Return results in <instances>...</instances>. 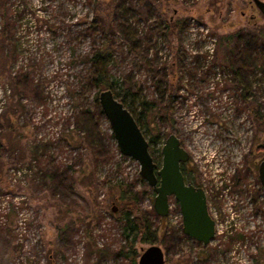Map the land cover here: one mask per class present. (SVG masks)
<instances>
[{
  "label": "rangeland",
  "instance_id": "rangeland-1",
  "mask_svg": "<svg viewBox=\"0 0 264 264\" xmlns=\"http://www.w3.org/2000/svg\"><path fill=\"white\" fill-rule=\"evenodd\" d=\"M170 20L183 29L167 37L162 24ZM260 27L264 14L253 0H0V34L8 32V40L0 36V264H138L151 244L138 237L136 263L119 255L129 249L124 222L113 211L120 183L134 186L166 264H264V193L255 166L264 155L257 154L264 120L252 114L257 108L264 114V79L248 77L247 107L225 65L235 43L222 38ZM109 40L110 79L157 106L143 121L146 135L161 137L156 162L175 133L215 190L231 188L218 190L213 202L218 231L227 234L221 242L184 239L178 207L169 223L156 214V193L139 162L121 154L107 117L98 113L88 55ZM19 74L29 76L36 92L14 94ZM83 109L94 114L96 152L77 118ZM50 165L65 173L63 185L45 180L40 168ZM221 176L228 184L221 186ZM169 229L181 239L164 241Z\"/></svg>",
  "mask_w": 264,
  "mask_h": 264
},
{
  "label": "trees",
  "instance_id": "trees-1",
  "mask_svg": "<svg viewBox=\"0 0 264 264\" xmlns=\"http://www.w3.org/2000/svg\"><path fill=\"white\" fill-rule=\"evenodd\" d=\"M141 14H143L140 9L138 10ZM143 19L147 18V15H142ZM95 28V24H93L91 28ZM183 29V24L180 21H166V23L162 24V35L165 36H173L176 30ZM2 40L5 41L7 39L5 33L1 35ZM227 46H231V43L234 42L235 49L232 50V53L226 56V67H228L229 75L233 74L235 77L234 86L237 88H242L241 101L246 104L247 107H251V96L250 88L245 86V82L249 79V76H257L260 75V79L263 76L264 79V28H256L254 30L245 31L243 29L238 30L235 33L228 34L222 37ZM218 50V48L214 49ZM114 52V48L112 47L111 40L104 42L102 46H94L92 51L88 55V61L92 65V74L89 76V81L92 87L98 89V95L101 90L110 88L113 90L115 96L119 98L125 106L131 111V113L136 118L138 124L141 129L145 133V127H149L144 124V119L149 117V114L157 109L155 103L148 99L139 100V94L134 93L132 91H123L122 87L118 86L117 81L111 80L109 76L111 58ZM206 57H212L210 54H206ZM159 60V58L157 57ZM224 65V64H223ZM225 65L223 66L225 69ZM230 69V70H229ZM22 74H19L16 77V81L13 82L14 85V94H26V92L34 91L35 88L31 81H29V76H25L23 79ZM25 80V82H24ZM252 81V80H250ZM256 82V80H255ZM162 83L161 80H157V83ZM155 84V85H156ZM33 88L30 90V88ZM26 91V92H25ZM36 92V90H35ZM123 92V96H121ZM96 103L99 106L98 113L103 116L104 113L100 107L99 96L96 98ZM136 103H139L138 108L141 107L142 111L139 113L140 117H137L138 108H134ZM250 103V105H249ZM20 108V103L18 104ZM239 111L245 110V107L239 106ZM252 108V107H251ZM1 110V113L2 114ZM5 113V112H4ZM171 112L168 111L167 119L171 118ZM253 119H255L258 123H261L264 120V114L261 109L252 110ZM78 121L82 129L88 130V142L92 146L94 152L95 149H99L98 142L95 138L96 128L94 127V114L91 113L90 109H83L79 113ZM12 122H10L11 124ZM97 125V123H95ZM12 129V125H10ZM151 129V128H150ZM79 130V129H78ZM149 131V130H147ZM150 136L149 134H147ZM146 135V137H147ZM113 137V135H112ZM150 151L152 155H154L155 149L154 146L159 144L161 141L160 135L157 136L154 134L150 136ZM1 147V145H0ZM155 159V157H154ZM156 160V159H155ZM40 171L44 173L45 180H54L59 185H63V181L66 179L65 173L61 170L60 167H56L54 165H50V168H40ZM134 186L132 184L120 183L116 186V190L118 191V200L120 202V207H118L117 214L119 215L120 221L124 222V233L125 239L129 243L128 250L125 249L120 250L119 255H124V257L128 259H132V262H137V251L134 248V243L141 237L143 242H147L153 245L158 240V234L156 230L152 229V226L146 216H144L139 208L137 202V195L134 193ZM74 189V187H73ZM132 238V240H130ZM167 237H164V241ZM168 246V245H167ZM185 262H179L177 264H184ZM187 264V263H186Z\"/></svg>",
  "mask_w": 264,
  "mask_h": 264
},
{
  "label": "water",
  "instance_id": "water-1",
  "mask_svg": "<svg viewBox=\"0 0 264 264\" xmlns=\"http://www.w3.org/2000/svg\"><path fill=\"white\" fill-rule=\"evenodd\" d=\"M253 1L264 14V0ZM99 103L121 154L139 162L141 177L156 193V214L167 216L170 197H175L182 212L184 234L208 245L215 237L216 221L209 213L205 191L185 180L181 164L189 159V152L182 146L180 138L175 133L168 135L161 148L162 162L159 164L136 118L112 89L100 91ZM258 173L264 190V159L259 164ZM113 211L117 212L118 208L114 206ZM138 264H166L164 249L157 244L150 245L143 250Z\"/></svg>",
  "mask_w": 264,
  "mask_h": 264
},
{
  "label": "flooded vegetation",
  "instance_id": "flooded-vegetation-1",
  "mask_svg": "<svg viewBox=\"0 0 264 264\" xmlns=\"http://www.w3.org/2000/svg\"><path fill=\"white\" fill-rule=\"evenodd\" d=\"M3 32L5 33V35L6 34H8V32L4 29V31H2V34H3ZM2 34H0V36L2 35ZM7 37V39L6 40H8V36H6ZM5 40V41H6ZM3 43L4 42H2V45H3ZM264 123V122H263ZM180 140H181V138H180ZM181 144H182V146L184 147V148H186V146L184 145V142H183V140H181ZM258 152H257V154H259V157H260V155L263 153L264 154V142H262L259 146H258ZM186 150L189 152V159L186 161V162H183L182 164H181V170H182V173H183V175H184V177H185V180H186V182L188 183V184H192V185H194V186H196V187H198V188H202L204 191H205V193H206V197H207V203H208V209H209V213H210V215L212 216V218L213 219H215V221H216V232H215V237H214V239L216 240V242H221V240H222V234L220 233V232H218V229H217V226H218V222L219 221H221V218H220V210H219V208L217 207L218 205L217 204H215V205H213V202H217L216 200H220V199H218V194L220 193L218 190H221L222 189V193H225V192H227V193H229V190H231V188H228L229 186H225V187H223V188H221L220 189V187H216V189L217 190H215L214 188H213V181L211 180H209L208 178V175H207V173H206V171H203V170H205V168H203V166L200 164L201 163V161L200 160H198V159H195L194 157H193V155H192V152L188 149V148H186ZM193 159H195V160H193ZM264 159V155L261 157V158H259V159H256L255 160V166L257 167V170L259 169V164H260V162L262 161ZM195 162L197 163V164H195ZM197 167V169H196V167ZM249 169L250 170H253V167L251 168L250 166H249ZM256 170V174H257V178H258V180L260 181V178H259V173H258V171ZM233 176H235V174H233ZM242 176V175H241ZM221 179H222V181H221V186H223V184L226 182L227 183V181H226V179L224 178V177H220ZM241 178H243V177H241ZM228 184V183H227ZM260 185H261V189H262V191H263V193H264V190H263V187H262V184H261V181H260ZM233 191L234 190H232V193H233ZM222 193H221V196H222ZM221 198V197H220ZM174 201H176V204H177V207H178V211H179V218H180V223H181V225H180V227H181V229H180V233L182 234V236L184 237V239H187V240H193V241H197V240H195V239H192V238H190L189 236H187V235H185L184 234V232H183V217H182V212H181V209H180V205H179V203L177 202V200L175 199V197H173V196H171L170 197V200H169V203H170V206H169V214L167 215V216H165V217H163V218H166L167 219V222H168V220H170V218L172 217V210H171V204L174 202ZM175 203V202H174ZM219 204H220V202H219ZM216 209V211L217 212H219V218L217 219L216 217H215V215H214V213H213V210H215ZM176 210V209H175ZM178 215V214H177ZM169 223V222H168ZM169 231V232H168ZM173 237V238H175V239H178V238H180L177 234H175V233H171V230L169 229V230H167V233H166V235H165V237ZM181 239V238H180ZM213 240V239H212ZM198 243H200V244H202L200 241H197ZM212 242V241H211ZM210 242V243H211ZM243 245L245 246V247H247V243L246 242H243ZM219 248H220V246H219ZM219 248H217V251H219L220 249ZM165 255H166V253H165Z\"/></svg>",
  "mask_w": 264,
  "mask_h": 264
},
{
  "label": "built area",
  "instance_id": "built-area-1",
  "mask_svg": "<svg viewBox=\"0 0 264 264\" xmlns=\"http://www.w3.org/2000/svg\"><path fill=\"white\" fill-rule=\"evenodd\" d=\"M1 88V87H0ZM0 111H1V109H0ZM175 202V203H174ZM172 204H171V209H173L174 207H175V209L177 208V204H176V201H174ZM218 211V210H217ZM216 211V209L215 210H213V213H214V215H215V217L218 219L219 218V212H217ZM179 213V212H178ZM179 216V214L176 216V217H178ZM180 217V216H179ZM219 222H221V221H219ZM219 222H218V224H219ZM217 229H218V226H217ZM218 232H220V233H224V231H218ZM223 235V234H222ZM227 234H226V232L224 233V235H223V237H225Z\"/></svg>",
  "mask_w": 264,
  "mask_h": 264
}]
</instances>
